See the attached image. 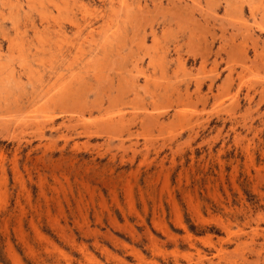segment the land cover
Returning <instances> with one entry per match:
<instances>
[{"label": "rangeland", "instance_id": "374dc122", "mask_svg": "<svg viewBox=\"0 0 264 264\" xmlns=\"http://www.w3.org/2000/svg\"><path fill=\"white\" fill-rule=\"evenodd\" d=\"M0 264H264V0H0Z\"/></svg>", "mask_w": 264, "mask_h": 264}, {"label": "bare ground", "instance_id": "6f19581e", "mask_svg": "<svg viewBox=\"0 0 264 264\" xmlns=\"http://www.w3.org/2000/svg\"><path fill=\"white\" fill-rule=\"evenodd\" d=\"M61 8V7H60ZM59 9V8H58ZM115 13H117V12H115ZM104 31H105V29H104ZM88 34V33H87ZM87 37V36H86Z\"/></svg>", "mask_w": 264, "mask_h": 264}]
</instances>
